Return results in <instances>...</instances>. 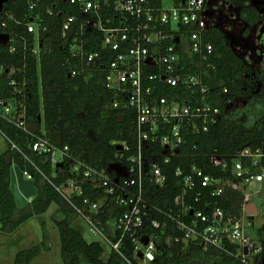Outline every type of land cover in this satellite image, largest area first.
Listing matches in <instances>:
<instances>
[{
    "label": "built area",
    "instance_id": "2783aa9c",
    "mask_svg": "<svg viewBox=\"0 0 264 264\" xmlns=\"http://www.w3.org/2000/svg\"><path fill=\"white\" fill-rule=\"evenodd\" d=\"M164 1L27 0L25 18L16 19L4 9L0 14V34L8 35L2 50L30 57L55 41L49 19L59 17L56 41L67 50L71 76L101 75L103 89L113 95L112 107L133 112L134 143L117 144L121 150L115 161L94 167L67 146L51 144L43 131L33 132L27 123L26 63H0V121L30 137L29 152L47 157L58 182L45 177L31 160L30 165L75 218L101 237L106 253L114 252L128 264H152L156 234L174 227L184 244L216 249L236 264H264L250 221L258 212L249 214L246 208L253 204L244 194L247 187L264 182V149L204 154L188 142L190 136L206 133L232 104L226 87L212 92L209 86L214 48L205 37L209 6L216 0H168V8ZM181 53L188 64L181 62ZM0 134L21 153L1 129ZM171 166L180 191L172 207L162 210L152 202L149 187L165 188ZM211 169L217 175L207 172ZM21 172L33 181L29 169ZM227 190L244 196L237 213L210 202ZM105 206L111 216L107 234L95 221ZM170 240L165 236L163 245L168 247ZM126 244L133 248V260L123 256Z\"/></svg>",
    "mask_w": 264,
    "mask_h": 264
},
{
    "label": "trees",
    "instance_id": "16d2710c",
    "mask_svg": "<svg viewBox=\"0 0 264 264\" xmlns=\"http://www.w3.org/2000/svg\"><path fill=\"white\" fill-rule=\"evenodd\" d=\"M26 1L10 0L4 10L12 13L16 19L25 18L29 15ZM60 4L64 5L62 2ZM66 10L70 11V8ZM41 17L45 18L44 15ZM241 17L249 25L258 20L252 8H245ZM59 20V17L49 19L53 26L50 33L54 35L55 41L48 47L43 46L38 56H23L22 51L12 55L7 50L0 49V63L17 66L26 63L27 123L33 132L39 134L43 131L51 144L67 146L87 164L103 168L116 160L117 144L125 142L129 146L133 145V112L112 107L113 95L103 89L101 75L89 78L71 76L66 59L67 50L56 41ZM205 38L214 48L211 59L214 69L208 70L211 91L217 92L220 85L226 87L232 104L223 111L215 124L209 126L206 133L190 136L189 144H196V152L204 154H233L245 147L264 149V68L259 71L251 70L232 51L219 29L210 27ZM180 60L186 64L190 61L183 53L180 54ZM0 129L21 151L19 153L7 144L5 151L0 154V233L14 232L29 219L45 214L54 205L59 216L58 219L52 216L51 219L58 232L59 255L63 264H128L118 254L106 253L98 243L86 242L73 227V210L30 165L31 160L45 177L54 182L59 181L55 178L47 157L34 155L27 150L30 137L2 121ZM12 167H17L20 171L29 169L34 177L37 194L22 208H17L9 188ZM171 171L172 166L165 188L159 190L149 187L152 202L162 210L172 207V201L180 191ZM207 172L217 175L213 169ZM243 199L242 193L227 190L222 198L210 199V202H216L226 212L234 214L241 209ZM107 207L102 208L99 218L95 220L106 234L111 217L106 215ZM197 207L205 210L203 206ZM41 228L40 243L17 252L12 264H32L42 253L50 251L43 222ZM156 236L158 250L152 264H236L233 258L216 249L203 251L198 246L184 244L181 232L174 227L169 228L164 235L157 233ZM165 236H170L171 239L168 247L163 245ZM258 239L262 248L260 257L264 259V223L258 231ZM122 253L126 259L133 260L131 245L126 244Z\"/></svg>",
    "mask_w": 264,
    "mask_h": 264
},
{
    "label": "rangeland",
    "instance_id": "374dc122",
    "mask_svg": "<svg viewBox=\"0 0 264 264\" xmlns=\"http://www.w3.org/2000/svg\"><path fill=\"white\" fill-rule=\"evenodd\" d=\"M244 3L249 6H254L256 10L264 7V0H244ZM164 7H169L168 0L164 1ZM236 12L237 10L226 8L224 3L219 1H214L209 6V26L219 29L225 35V38L231 47L232 43L240 37H243L244 41L252 43L255 37H258L262 32L264 27L263 15L261 21L257 25L247 28L244 24L239 28L237 26L238 21L236 19H230V15L236 14ZM261 24L263 25L260 26ZM244 30V35H241ZM252 56L253 54H250L248 51V54L239 55V58H241L251 70L259 71L262 66H259L258 60L253 59ZM6 147L7 142L0 134V154L5 151ZM244 194L248 195L250 202L256 207L258 212L257 218L250 219V221L254 223L252 233L256 237L257 232L264 223V182L253 187H247L244 190ZM52 216L56 219H58L59 216V214L56 213V207L54 205H51L45 214L29 219L14 232L9 234L0 233V264H12L17 252L31 248L40 243L42 239V222L45 224L49 238L50 251L48 253H42L32 264H63L59 255L58 232L51 219ZM72 223L73 227L81 233L86 242L102 244L101 237L92 234L86 223L77 218H75ZM104 248L106 251L108 250L107 247L104 246Z\"/></svg>",
    "mask_w": 264,
    "mask_h": 264
},
{
    "label": "flooded vegetation",
    "instance_id": "af4514ba",
    "mask_svg": "<svg viewBox=\"0 0 264 264\" xmlns=\"http://www.w3.org/2000/svg\"><path fill=\"white\" fill-rule=\"evenodd\" d=\"M217 1L224 3L226 8H233V9L237 10L236 14L230 15V19H232V20L236 19L238 21L237 26L239 28L242 27L244 24L246 25L247 28L257 25L261 21L263 15H264V7H261L259 10H256V8L254 6H252V5L249 6L248 4H245L244 0H240V2L239 1H225V0H217ZM245 8H252V9H254V11L257 14L258 20L253 25H249L241 17V12ZM262 25L263 24H261L260 26H262ZM244 32H245V30L243 31V34L241 33V35H244ZM231 49L238 57H239V55H242V54H248V51H249L250 54H253L252 58L258 60L259 66H262L261 69H263L264 68V27H263L262 32L258 35V37H255V39L253 40L252 43L244 41L243 37H240V38H237V40H235L232 43Z\"/></svg>",
    "mask_w": 264,
    "mask_h": 264
},
{
    "label": "water",
    "instance_id": "95a60500",
    "mask_svg": "<svg viewBox=\"0 0 264 264\" xmlns=\"http://www.w3.org/2000/svg\"><path fill=\"white\" fill-rule=\"evenodd\" d=\"M10 0H0V14L4 8V6ZM210 15V13H209ZM8 46V35L7 34H0V49L6 48ZM116 150H121V146L117 145ZM10 191L13 194L15 204L17 208H22L27 204V201L36 196L37 191L32 180H25L23 178L22 172L17 168L14 167L10 171ZM250 208V207H249ZM251 208L255 211H250L248 208L249 214L256 213V207L251 205ZM144 245L147 243V239L143 240ZM141 258V255L139 254Z\"/></svg>",
    "mask_w": 264,
    "mask_h": 264
},
{
    "label": "crops",
    "instance_id": "0c3cea01",
    "mask_svg": "<svg viewBox=\"0 0 264 264\" xmlns=\"http://www.w3.org/2000/svg\"><path fill=\"white\" fill-rule=\"evenodd\" d=\"M216 1H217V0H216ZM250 211H254L253 208H251V206H250ZM254 212H255V211H254Z\"/></svg>",
    "mask_w": 264,
    "mask_h": 264
}]
</instances>
